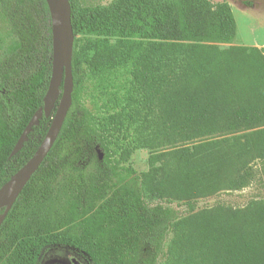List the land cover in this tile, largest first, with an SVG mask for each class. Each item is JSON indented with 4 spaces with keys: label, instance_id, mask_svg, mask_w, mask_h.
<instances>
[{
    "label": "trees",
    "instance_id": "1",
    "mask_svg": "<svg viewBox=\"0 0 264 264\" xmlns=\"http://www.w3.org/2000/svg\"><path fill=\"white\" fill-rule=\"evenodd\" d=\"M69 2L73 103L0 227V264H42L50 249L85 264H264V202L195 206L248 187L264 162V48L220 47L238 33L225 1ZM52 61L46 0H0V192L52 123L56 109L11 156ZM85 79L95 112L77 103ZM143 148L147 172L124 166Z\"/></svg>",
    "mask_w": 264,
    "mask_h": 264
},
{
    "label": "water",
    "instance_id": "2",
    "mask_svg": "<svg viewBox=\"0 0 264 264\" xmlns=\"http://www.w3.org/2000/svg\"><path fill=\"white\" fill-rule=\"evenodd\" d=\"M46 2L52 22L53 61L51 80L44 98L43 109L34 114L11 152V156L22 150L25 142L28 141L29 134L35 126L39 125L41 119L44 116L49 118L52 112L56 110L46 137L33 157L10 179L0 192V209L5 208V212L0 216V227L13 207L17 196L39 169L54 146L73 103V48L75 35L71 4L69 0H46ZM58 101L59 104L57 105ZM13 188L16 189V192L11 196L9 190ZM72 264L83 263L74 258Z\"/></svg>",
    "mask_w": 264,
    "mask_h": 264
},
{
    "label": "rangeland",
    "instance_id": "3",
    "mask_svg": "<svg viewBox=\"0 0 264 264\" xmlns=\"http://www.w3.org/2000/svg\"><path fill=\"white\" fill-rule=\"evenodd\" d=\"M86 5H108L114 0H79ZM217 4L228 2L233 10L237 22V38L233 44L220 45L222 49L229 47H255L264 48V0H210ZM82 35H78L81 38ZM84 87L78 94L77 103L82 108H88L95 112L96 104L92 99V84L85 79ZM153 151L143 148L135 151L130 161L124 166H131L138 173L147 172L150 169L149 160ZM256 177L252 183L240 191H223L219 194L197 200L196 211L211 209L216 206H226L232 208H244L252 201L264 202V162L254 164ZM10 191V190H9ZM9 194L13 196L10 192ZM180 217L189 214L187 206L183 202L175 200L169 205ZM172 233L168 235L166 246ZM79 259L83 264L85 262L77 257L71 251L65 249H50L43 256L42 264H72V259Z\"/></svg>",
    "mask_w": 264,
    "mask_h": 264
},
{
    "label": "bare ground",
    "instance_id": "4",
    "mask_svg": "<svg viewBox=\"0 0 264 264\" xmlns=\"http://www.w3.org/2000/svg\"><path fill=\"white\" fill-rule=\"evenodd\" d=\"M9 192H10L12 195H14V194H15V192H16V189H15V188H13V189H11Z\"/></svg>",
    "mask_w": 264,
    "mask_h": 264
}]
</instances>
